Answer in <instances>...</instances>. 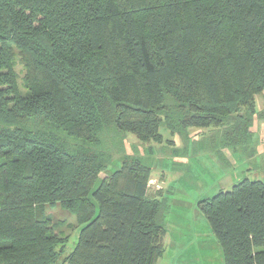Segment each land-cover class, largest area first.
I'll return each mask as SVG.
<instances>
[{"label": "trees", "instance_id": "trees-1", "mask_svg": "<svg viewBox=\"0 0 264 264\" xmlns=\"http://www.w3.org/2000/svg\"><path fill=\"white\" fill-rule=\"evenodd\" d=\"M260 93L264 0H0V264H158L168 207L126 136L223 127L238 155ZM198 203L224 264H264V180Z\"/></svg>", "mask_w": 264, "mask_h": 264}, {"label": "rangeland", "instance_id": "rangeland-1", "mask_svg": "<svg viewBox=\"0 0 264 264\" xmlns=\"http://www.w3.org/2000/svg\"><path fill=\"white\" fill-rule=\"evenodd\" d=\"M17 71L21 82L24 69L19 63ZM256 110L251 145L238 155H234L229 145H223V127L191 126L184 138L162 126V142H144L133 134L126 136L125 154L151 166L149 194H159L168 207L165 215L168 230L166 252L158 264H172V253L177 250L183 251L180 258L190 261L191 257L195 264H224L222 248L198 202L220 190L231 189L246 177L264 180V118L259 117L264 111L262 93L256 96ZM115 169L114 164L106 167L96 186ZM47 212L52 216L55 232L68 236L67 251H71L79 237L81 224L70 210L59 204L48 205ZM187 261L180 263L187 264Z\"/></svg>", "mask_w": 264, "mask_h": 264}, {"label": "crops", "instance_id": "crops-1", "mask_svg": "<svg viewBox=\"0 0 264 264\" xmlns=\"http://www.w3.org/2000/svg\"><path fill=\"white\" fill-rule=\"evenodd\" d=\"M165 252H166V248H165V251H164L163 255L165 254ZM182 253H183V251H178V250L172 253V258H171L172 262H173L172 264H183V263H180L182 260L183 261H187V260H184V259L179 257V256L182 255ZM163 255L160 257V259L163 257ZM160 259H159L158 263L161 262ZM189 259H190V261L188 260L187 264H195V263L192 262L191 257Z\"/></svg>", "mask_w": 264, "mask_h": 264}]
</instances>
